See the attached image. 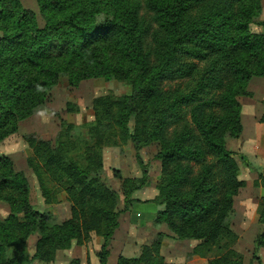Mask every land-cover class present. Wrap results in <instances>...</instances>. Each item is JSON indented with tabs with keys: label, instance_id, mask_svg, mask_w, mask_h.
<instances>
[{
	"label": "trees",
	"instance_id": "16d2710c",
	"mask_svg": "<svg viewBox=\"0 0 264 264\" xmlns=\"http://www.w3.org/2000/svg\"><path fill=\"white\" fill-rule=\"evenodd\" d=\"M35 1L37 11L21 0H0V141L45 104L62 77L73 87L92 78L117 80L130 92L95 97L93 119L78 126L61 119L54 141L24 137L31 150L26 163L44 202H56L60 190L71 203L70 218L60 224L28 203L24 174L0 156V200L10 205L0 217V264L51 262L57 250L89 232L102 238L96 256L107 264L119 214L147 183L138 151L152 143L160 160L155 225H166L178 240L196 241L191 255L206 264H243L231 222L234 197L247 182L239 179L236 152L226 139L241 138V98L252 95L251 78H264V33L250 28L264 25L261 1ZM188 79H194L190 87ZM261 103L258 120L264 123ZM127 143L141 175L122 178L113 169L122 189L118 209L120 195L101 179L103 151ZM257 153L264 155V143ZM256 216L262 231L253 244L259 249L264 197ZM33 234L38 239L29 255L26 241ZM164 235L141 246L137 257L118 256L117 264H172L160 252Z\"/></svg>",
	"mask_w": 264,
	"mask_h": 264
},
{
	"label": "rangeland",
	"instance_id": "374dc122",
	"mask_svg": "<svg viewBox=\"0 0 264 264\" xmlns=\"http://www.w3.org/2000/svg\"><path fill=\"white\" fill-rule=\"evenodd\" d=\"M260 1H261V12L258 17V20L261 22H264V0H260ZM21 2L25 8L32 10V11H37V5H36L35 0H21ZM250 28L252 32L264 33V25L252 24ZM187 62L195 63L199 69H201L204 66V64L200 63L199 61L190 60ZM262 79L263 78H258V77L251 78L248 83V89L249 91H251L252 95L243 96L241 98V115H243L242 117L240 116L242 119L241 124H242V121L244 122V124H246V122L253 120V117H254L253 112L259 111V109L261 108L260 104L262 106V111H263V105L261 101L264 99V94H263L264 86L261 84ZM187 81H188L187 83L188 87H190L193 84L194 79H188ZM128 92H130V88L127 85H125V83L117 81V80L107 81L102 78H92V79H86V80L80 81L77 86L73 87L68 84V80L66 77H62L58 80L57 84L53 87V89H51L48 92L46 100H45V104L41 108H39L36 113L20 121L18 123L17 131L15 133L10 134L9 136H7L6 138L0 141V156H3V155L8 156L13 162L14 169L22 171V173L24 174L27 180L28 203L34 209L40 212H43L46 215H49L50 221L53 224L55 223L60 224L64 220L70 218L71 203L66 199V194L60 190L56 193V198H57L56 202L50 203V204H46L44 202V198L41 195L36 177L33 171L31 170V168L28 167L26 163V158L31 155V150L28 147V144L26 143L24 137L28 134H36L40 138L54 141L58 133V130L60 128L61 119H64L66 122L71 123L74 126H78L82 123L91 121L93 119L92 100L95 97L105 95L107 93H112L115 95H123V94H127ZM208 95L209 93L205 95V97H207ZM253 100H256V103H254L255 109H253V106H252ZM250 101L252 104L251 105L248 104L247 106L246 105L247 102L249 103ZM67 108L72 109V111H67ZM242 130H243V125H242ZM241 138H242V132H241ZM241 138L240 139L227 138L226 146L229 150L236 152V159L239 163V179L243 180L242 178L244 177L246 178V176H248V171H250L251 168L248 165L249 163L245 160V156L244 154H242L243 152H241L239 149V143L241 141ZM119 149H120L121 155H124L122 156L124 157L123 160L132 159L134 164H132V166L130 164H127L126 166V168L128 167L127 171L124 169L121 174V172L118 169H116V167L112 168L110 166V163L113 162V158L109 159V162H107L109 163V170L107 168V164H105V168L103 167L104 169L101 175V179L111 190L117 192L120 195L118 209H122L123 199H122L121 185L118 179L114 177L112 171L113 169L118 170L122 178H128V177L134 178V177H139L141 175V167L134 156V150L130 143L125 144L122 148H119ZM104 151H103V156H104ZM157 151H158L157 145L152 143L148 146L141 148L138 151L139 152L138 154L147 172L146 173L147 183L144 186L146 185H148V187L151 186L150 188H152L153 190V195L149 192H147L146 194H143V196L141 197V199L143 200H140L142 202L141 205H147L150 203L149 204L150 206H148V209L152 207L153 210L158 211L161 209V207L156 202L153 201V198L157 194L155 185H156V182L160 174L159 172L160 171V160L157 159L156 157ZM135 166H136V170L138 173L137 176H133V177L128 176L127 172H129L130 174V170H132L133 167ZM251 173H252V170H251ZM257 174L258 176H257L256 181L258 182V185H259L261 183V180L264 178V174L261 173V171H258ZM253 187H256V186H253ZM241 189L242 188L239 189L238 193L241 191ZM133 194H132L133 202L131 203V205L134 202L139 201L137 198H135V196H133ZM235 197H234V200H235ZM243 199L244 198L240 196L239 198H237L235 208H234V200H233L234 213L232 214L231 227L237 235V240L235 244L233 245V248L238 253L241 254L243 264H264V247L255 249L254 244H253L255 237L262 231V226H261V230L256 228L255 226L250 227L251 225L250 221L252 223H257L256 209H257L260 198L255 199L253 197L252 198L249 197L248 198L249 203L246 205H244ZM9 206H10L9 203L3 200H0V217L1 218L6 217L10 213ZM130 206H129V209H130ZM139 207L141 208L143 206H139ZM129 209L126 211H129ZM252 210L255 215L251 213ZM142 212L144 213L146 211L143 209ZM126 215L127 214H124L123 217H126V219H129L128 216ZM153 223H154V220H153ZM159 229L161 231L163 230L164 232H161L159 230L158 233L166 235V237L162 238V241L164 239H168V241L164 240L166 241V244H165L166 246H164L165 250L175 255H177L179 251L181 252L180 259L179 260L176 259L175 261H172L170 263L185 264L189 258L195 256V255H191V250L194 247V245L197 243L196 241L178 240L177 238L173 236V234L168 230V228L164 224H160ZM157 234L151 241L144 243L141 246L150 244L152 241H154ZM37 239H38V234H33L29 236V238L27 239L26 246H27V252L29 255H33L35 251V244H36ZM111 239H110V242H111ZM169 240L170 242L173 240L175 242H171L173 244H170L171 245L170 246L168 245ZM110 242L107 247L108 255H109V250H110L109 249ZM102 243H103V240L100 236L96 235L94 232H89L88 237L84 238L82 241L78 242L77 240H72L68 248L57 250L55 252L54 259L51 262H42L39 260H34L33 264H61L59 263V259L58 260L56 259V254L59 251H66L73 247L77 248L78 246L81 247V246H84L83 244H85L86 247H89V252L94 251L97 254ZM141 246H140V249H141ZM161 248H162V242H161L160 252H161ZM140 249H139V253L137 256H139L140 254ZM78 259L80 260V258ZM71 260H69L66 264H68ZM202 260L203 261L198 262L197 264H206V258ZM81 262L82 261L80 260V264Z\"/></svg>",
	"mask_w": 264,
	"mask_h": 264
},
{
	"label": "crops",
	"instance_id": "0c3cea01",
	"mask_svg": "<svg viewBox=\"0 0 264 264\" xmlns=\"http://www.w3.org/2000/svg\"><path fill=\"white\" fill-rule=\"evenodd\" d=\"M261 84L264 86V78L261 81ZM264 94V90H263ZM263 98V97H262ZM261 98V99H262ZM254 103H256V100H253V109ZM248 104H252L251 101ZM259 111L253 112V120H250L249 122L242 121L243 130H242V138L239 143V149L242 154L245 156V160L249 163V167L252 170L248 171V176L246 178H242L247 182V186L242 188L241 191L237 194L234 200V208L236 206L237 198L243 197V203L244 205L248 204V198L253 197L255 199H258L260 197H264V185H258L256 187H253L250 185V183L257 179L258 171H261V173L264 174V155H260L257 153V150L259 147L263 145L264 142V123L259 122L258 118L262 112V106L260 104ZM246 114V113H245ZM243 115H241L242 117ZM242 120V119H241ZM124 155H121L120 149L118 147H109L108 149H105L104 156H103V167L105 168V164H107V168L109 170V159L113 158V162L110 163V166L112 168L116 167L121 174L122 171L125 169L127 171V164H134L132 159L129 160H123ZM103 168V169H104ZM106 170V171H108ZM133 173V174H132ZM128 176H137V170L136 166L133 167L132 170L127 172ZM151 185V184H150ZM151 187V186H150ZM148 187V185L144 186L143 188L137 190L134 192L133 196L137 198L139 201L134 202L136 204H132L130 206L129 211H125L120 214L118 219V227L115 230L111 242H110V250L109 255L107 257V264H117V258L119 255L130 258V257H136L139 253L140 246L144 243H147L151 241L155 235L159 232V226L155 225L153 223V220L155 218V213L157 210H153L152 207L148 209L149 204L147 205H141V197L143 194H146L147 192L151 193L153 195L152 188ZM147 189V191H146ZM241 194V195H240ZM143 206V207H139ZM143 209L146 212H142ZM236 210V209H235ZM253 213V210L251 211ZM124 214H127L129 219H126V217H123ZM253 215H255L253 213ZM128 222V223H127ZM251 226H255L256 228L261 230V225L258 223H252L250 221ZM161 231V230H160ZM161 232H164L163 230ZM259 232V231H258ZM137 234V235H135ZM167 240L168 239H164ZM162 241V248H161V254L165 257L167 262L175 261L176 259H180L181 252L179 251L177 255L170 253L169 251L165 250L166 241ZM253 241V240H252ZM171 242H175L174 240ZM169 240V244L171 243ZM179 242V241H178ZM81 247H73L66 251H59L56 254V259H59V263L66 264L69 260L72 258H80L82 261L81 264H99L98 258L96 256V253L89 252V247H86L85 244ZM194 245V244H193ZM171 246V245H170ZM96 251V249H95ZM201 257L193 256L189 258L185 264H197L198 262L203 261Z\"/></svg>",
	"mask_w": 264,
	"mask_h": 264
}]
</instances>
